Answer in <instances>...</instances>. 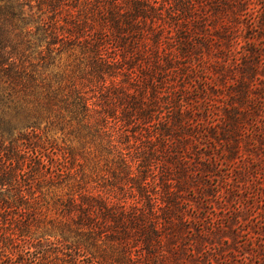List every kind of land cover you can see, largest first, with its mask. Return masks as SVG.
I'll return each instance as SVG.
<instances>
[{
  "label": "trees",
  "instance_id": "1",
  "mask_svg": "<svg viewBox=\"0 0 264 264\" xmlns=\"http://www.w3.org/2000/svg\"><path fill=\"white\" fill-rule=\"evenodd\" d=\"M246 1L0 0V264H203L206 56Z\"/></svg>",
  "mask_w": 264,
  "mask_h": 264
},
{
  "label": "rangeland",
  "instance_id": "2",
  "mask_svg": "<svg viewBox=\"0 0 264 264\" xmlns=\"http://www.w3.org/2000/svg\"><path fill=\"white\" fill-rule=\"evenodd\" d=\"M240 9L235 48L221 42L206 56L217 59L205 73L215 80L203 75V128L216 122L218 144L207 147L203 135V185L186 195L189 214L203 215V264H264V0ZM42 210L46 228L54 212Z\"/></svg>",
  "mask_w": 264,
  "mask_h": 264
}]
</instances>
